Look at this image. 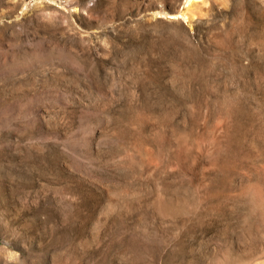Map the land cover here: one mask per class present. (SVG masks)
<instances>
[{
	"label": "rangeland",
	"instance_id": "obj_1",
	"mask_svg": "<svg viewBox=\"0 0 264 264\" xmlns=\"http://www.w3.org/2000/svg\"><path fill=\"white\" fill-rule=\"evenodd\" d=\"M182 1L1 0L0 264H264V0Z\"/></svg>",
	"mask_w": 264,
	"mask_h": 264
},
{
	"label": "bare ground",
	"instance_id": "obj_2",
	"mask_svg": "<svg viewBox=\"0 0 264 264\" xmlns=\"http://www.w3.org/2000/svg\"><path fill=\"white\" fill-rule=\"evenodd\" d=\"M22 1H24V0H22ZM81 1H82V0H69V6H75V5L77 6V5H80V4H81ZM194 1H195V0H183L184 9L181 10V11H178V12L175 13V14H173L172 17H180V18L183 19V21L188 22L189 19H190V17L188 16V12H187V10H188L189 6H190ZM0 2H1V0H0ZM74 8H75V7H74ZM75 10H76V9H75ZM73 16H74L73 13H70V15H68V17H70V18L73 17ZM8 17H9V16H8ZM73 18H74V20H76L75 16H74ZM73 18H72V19H73ZM78 18H79V17H78ZM72 19H70V20L72 21ZM72 23H75V22H72ZM41 30L47 32L48 28L42 27ZM73 52L75 53V51H73Z\"/></svg>",
	"mask_w": 264,
	"mask_h": 264
},
{
	"label": "water",
	"instance_id": "obj_3",
	"mask_svg": "<svg viewBox=\"0 0 264 264\" xmlns=\"http://www.w3.org/2000/svg\"><path fill=\"white\" fill-rule=\"evenodd\" d=\"M183 9H184V5L182 1V3L176 9H172L170 11L165 12V17L167 18V20H175L177 18H180V17H172V15Z\"/></svg>",
	"mask_w": 264,
	"mask_h": 264
}]
</instances>
